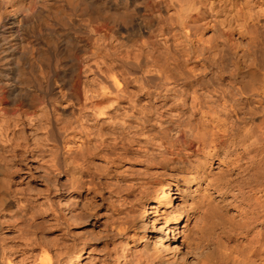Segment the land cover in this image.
<instances>
[{"label": "bare ground", "instance_id": "1", "mask_svg": "<svg viewBox=\"0 0 264 264\" xmlns=\"http://www.w3.org/2000/svg\"><path fill=\"white\" fill-rule=\"evenodd\" d=\"M32 140L74 219L0 161V264H264V0H0V159Z\"/></svg>", "mask_w": 264, "mask_h": 264}, {"label": "rangeland", "instance_id": "2", "mask_svg": "<svg viewBox=\"0 0 264 264\" xmlns=\"http://www.w3.org/2000/svg\"><path fill=\"white\" fill-rule=\"evenodd\" d=\"M28 133L30 134V132H28ZM34 141H36V140H34ZM34 141L32 140V142H31V145L32 146H31V149H29V152H28L27 157H24L21 160H13V161H10L9 159H0V161L4 162V165H6V168L8 170H12L13 168H14L13 170H16L15 167L17 168L19 166V171H18V174H17V178H16V180H15L13 186H12V189H13V191L11 192L12 196L13 195H15V196L17 195L16 197H18V195L19 196H22V192L24 193V192H27V191H30V192L33 193L31 195H34V196H29L30 199L32 200L30 204L31 205L33 204V205L31 206L29 204L30 206H28V210H29L28 215H27L28 217H29V213L31 214L30 211L34 212L35 206H36L35 203L37 202V205L40 204L43 208L45 207L43 209V211L46 210V211H44V215L45 216L50 215V217L49 216H47V217L52 218V219H54V217H56V219H57V217H58V219H59V217L61 218V216L63 217V216L66 215V212H64V204H65L66 198L68 197L69 194L63 195V192H64L63 189L64 188H63V184L62 183H63V181H66L67 178L64 177V175H61L58 170L51 169L50 168V165H51L50 164V161H48L47 158H42L40 153H35V151H38L39 150V147L37 145V147L35 148L36 144H34ZM23 147H25V146H23ZM14 161H15V163H14ZM14 164H15V166H11V165H14ZM9 166L12 167V168H9ZM52 170H54V171H52ZM112 172H113V174H112ZM109 174H110V176H107V178H106L107 180H104L103 179L104 182L105 181L107 182L109 179L112 182H113V179H115V180L118 179L117 177L114 176L115 175V172L112 169H111V171H110ZM130 174L129 173L127 174V178L133 177V176H129ZM115 180L113 182V183H115V185H113L112 182L110 184H108L109 181L107 182V184L105 182L106 187L108 185L110 187L119 185L122 189H124V187H126V184L130 183V182H127L126 184H124L123 182H121V183L124 184L123 185L120 182L117 183L118 181L117 180L115 181ZM114 188L115 187H113L112 189H114ZM15 190L18 191L19 194H18V192L16 193ZM110 190H109V187H107V195L108 196L110 195ZM15 196H13V197H15ZM114 197H113V200L115 199L114 201H117V200L120 201V202L117 201V203H121V204H124V205L126 204V202H124L123 198H121V197H117V198L115 197L114 198ZM47 201H50V203H52L54 206H51L52 207L51 208L49 206L50 204ZM122 202H124V203H122ZM45 203H47V204H45ZM62 205H63V207H62ZM51 209H52V212H51ZM103 211H104L103 213H106L107 208L105 207V209ZM5 217H6V219H4ZM65 217H69V218L71 217L70 219H74V218H72L73 217L72 215H66ZM0 218H3L2 221L4 222L3 223L1 221L2 224H3L2 227H1V229H4V230H0V233L2 234V237H3V235H4V237L8 235L7 237L10 238V239L7 238L9 241L6 239L5 244L8 245V247L10 246V249H12L13 247H15V244L18 241H20L14 235V234H16L18 232V228H14V227H19L21 225V227L23 228L25 226L24 224H26V226H28L29 224L32 223L31 221H33V219L31 218V215H30V219H32V220H30L29 218H28L29 220L28 219L27 220L25 219L26 220V223H25V221H21V220H18V219L15 220L14 217H13L14 218L13 219L12 217H8V216L1 215ZM14 221H17V222H15L16 224L14 223ZM28 221L31 222V223H29ZM22 222H24V223H22ZM18 224H19V226H17ZM95 225H96L95 224V221L91 219L89 221V223L77 226L76 232L79 233V235L81 234L82 236H84V235L89 236L88 234L91 231V229L94 228V227L96 228ZM26 226L24 228L25 229H28V227H26ZM28 230H30V229H28ZM31 230H33V229H31ZM12 234L15 236L14 239L12 238L13 237ZM58 234H59L58 232H53V233L48 234L49 236L48 235L47 236L50 239L51 238L54 239ZM33 238H35V237H33ZM50 239H48V241H51ZM53 239H52V241H54ZM9 242L10 243L12 242V244H10ZM100 254H101L100 250H97L90 257H92V259H93L94 257H97V255L99 257Z\"/></svg>", "mask_w": 264, "mask_h": 264}]
</instances>
